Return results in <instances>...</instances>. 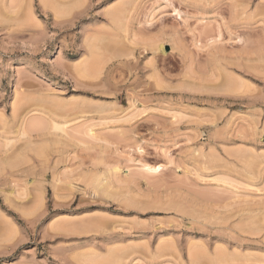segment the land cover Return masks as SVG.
<instances>
[{
    "label": "rangeland",
    "instance_id": "rangeland-1",
    "mask_svg": "<svg viewBox=\"0 0 264 264\" xmlns=\"http://www.w3.org/2000/svg\"><path fill=\"white\" fill-rule=\"evenodd\" d=\"M62 1L0 0V264H264V0Z\"/></svg>",
    "mask_w": 264,
    "mask_h": 264
},
{
    "label": "bare ground",
    "instance_id": "bare-ground-1",
    "mask_svg": "<svg viewBox=\"0 0 264 264\" xmlns=\"http://www.w3.org/2000/svg\"><path fill=\"white\" fill-rule=\"evenodd\" d=\"M62 1V0H61ZM63 2V1H62ZM63 5V4H62ZM162 48H163V43H161V44H159L158 45V49H160V50H162ZM55 124V123H54ZM62 124H60V125H54V128H55V126L57 127V128H59L60 129V126H61ZM22 131V130H21ZM24 132V131H23ZM22 133V132H21ZM147 167V170L149 169V170H158L159 169V165L157 166V167H148V166H146ZM145 168V167H144Z\"/></svg>",
    "mask_w": 264,
    "mask_h": 264
}]
</instances>
